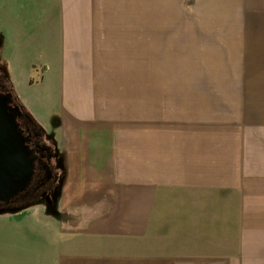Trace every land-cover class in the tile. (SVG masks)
I'll return each mask as SVG.
<instances>
[{"label": "crops", "instance_id": "crops-1", "mask_svg": "<svg viewBox=\"0 0 264 264\" xmlns=\"http://www.w3.org/2000/svg\"><path fill=\"white\" fill-rule=\"evenodd\" d=\"M70 74L62 100L70 125L56 139L80 154L72 171L90 172L93 183L85 179L86 198H54L47 214L37 204L1 213L0 264H264V198L247 189L264 174L253 166L264 162L255 150L264 130H249L264 116L249 114L248 86L203 87L246 94L237 116L217 108L159 119L146 100L144 114L116 113L102 98L112 83ZM214 96L218 107L230 104Z\"/></svg>", "mask_w": 264, "mask_h": 264}, {"label": "rangeland", "instance_id": "rangeland-1", "mask_svg": "<svg viewBox=\"0 0 264 264\" xmlns=\"http://www.w3.org/2000/svg\"><path fill=\"white\" fill-rule=\"evenodd\" d=\"M0 70L55 148L57 179L29 204L47 214L54 198H86L94 179L72 171L81 156L56 139L59 127L70 125L62 103L70 71L74 83H112L116 89L102 98L105 106L117 105L116 113L144 114L146 100L147 112L159 119L208 116L217 108L237 116L239 99L249 93V114L264 116V0H0ZM205 84H244L248 90L226 95L203 90ZM214 93L230 104L218 107ZM260 141L255 150L264 157V137ZM260 175L247 185L253 198H264Z\"/></svg>", "mask_w": 264, "mask_h": 264}, {"label": "flooded vegetation", "instance_id": "flooded-vegetation-1", "mask_svg": "<svg viewBox=\"0 0 264 264\" xmlns=\"http://www.w3.org/2000/svg\"><path fill=\"white\" fill-rule=\"evenodd\" d=\"M0 70V213L28 206L57 179V157Z\"/></svg>", "mask_w": 264, "mask_h": 264}]
</instances>
